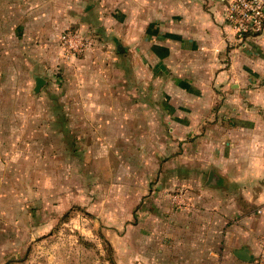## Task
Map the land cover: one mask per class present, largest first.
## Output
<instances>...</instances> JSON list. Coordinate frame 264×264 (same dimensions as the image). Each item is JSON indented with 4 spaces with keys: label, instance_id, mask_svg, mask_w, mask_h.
<instances>
[{
    "label": "crops",
    "instance_id": "crops-1",
    "mask_svg": "<svg viewBox=\"0 0 264 264\" xmlns=\"http://www.w3.org/2000/svg\"><path fill=\"white\" fill-rule=\"evenodd\" d=\"M224 5L0 0V43L22 39L30 75L54 89L64 152L86 154L93 185L116 180L150 216L152 264H260L264 33L238 42ZM67 31L83 54L65 56ZM107 154L113 167L95 164Z\"/></svg>",
    "mask_w": 264,
    "mask_h": 264
},
{
    "label": "rangeland",
    "instance_id": "rangeland-1",
    "mask_svg": "<svg viewBox=\"0 0 264 264\" xmlns=\"http://www.w3.org/2000/svg\"><path fill=\"white\" fill-rule=\"evenodd\" d=\"M12 38L0 43V264H152L150 216L140 221L116 180L93 185L86 154L64 152L55 91L34 92L24 43Z\"/></svg>",
    "mask_w": 264,
    "mask_h": 264
},
{
    "label": "built area",
    "instance_id": "built-area-1",
    "mask_svg": "<svg viewBox=\"0 0 264 264\" xmlns=\"http://www.w3.org/2000/svg\"><path fill=\"white\" fill-rule=\"evenodd\" d=\"M223 20L240 43L249 38L260 37L264 33V0H225ZM60 42L67 58L83 54L88 47L85 37L73 31L63 33ZM173 199L175 202L176 198ZM259 262L264 264V242Z\"/></svg>",
    "mask_w": 264,
    "mask_h": 264
},
{
    "label": "water",
    "instance_id": "water-1",
    "mask_svg": "<svg viewBox=\"0 0 264 264\" xmlns=\"http://www.w3.org/2000/svg\"><path fill=\"white\" fill-rule=\"evenodd\" d=\"M44 83H45V81L42 78H37L34 92L37 93L40 90V88L43 86Z\"/></svg>",
    "mask_w": 264,
    "mask_h": 264
}]
</instances>
